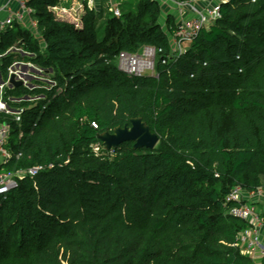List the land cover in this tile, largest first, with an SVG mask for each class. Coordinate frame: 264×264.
Segmentation results:
<instances>
[{"label":"trees","instance_id":"obj_1","mask_svg":"<svg viewBox=\"0 0 264 264\" xmlns=\"http://www.w3.org/2000/svg\"><path fill=\"white\" fill-rule=\"evenodd\" d=\"M80 1L79 25L52 10L69 0H26L39 32L0 30V54L26 52L0 56L4 79L15 59L41 70L3 92L20 112L0 111V171L16 178L0 197V264H256L225 196L264 185V0L220 2L177 55L158 0L116 1L118 14ZM144 45L154 74L121 71L117 54ZM138 116L154 147L105 149L98 134Z\"/></svg>","mask_w":264,"mask_h":264},{"label":"built area","instance_id":"obj_2","mask_svg":"<svg viewBox=\"0 0 264 264\" xmlns=\"http://www.w3.org/2000/svg\"><path fill=\"white\" fill-rule=\"evenodd\" d=\"M162 4H171L176 11L181 10L180 16L175 19L174 30L170 37L171 51L177 55L184 50L185 44L190 41L202 27H207L213 23L220 15L219 5L224 0H161ZM88 2V0H87ZM88 4V3H87ZM70 5V4H69ZM52 7L53 12L60 7ZM89 5V4H88ZM175 7V8H174ZM113 9L118 14L116 7ZM82 10V8H81ZM56 16H58L56 14ZM14 22H19L29 28L34 34H37V20L31 17V9L27 6L26 0H0V30L11 27ZM10 50L26 53L22 48L12 45L3 54ZM156 48L150 45L142 46L138 51L128 52L120 51L117 54L118 68L129 75H146L154 74V59ZM27 62L15 59L6 68V78L2 77L0 71V111H5L13 115L15 120H19V110L10 109L2 99V94L6 87H13L8 83L11 74L15 78L23 81V85H30L28 80L29 69L26 67ZM164 62V60H163ZM32 65V64H31ZM37 74L40 68L32 65ZM20 100L19 98H13ZM95 126V124L93 123ZM8 137V124H0V161L9 157L10 151L5 146ZM18 153L17 155H19ZM36 165L18 171L15 174L21 176L23 173L34 175L40 168ZM16 185V178L10 172L0 171V197L5 198L10 188ZM227 212L234 217L244 220L247 225L240 229L236 234V242L239 251L249 256L256 264L264 261V185L252 189H245L243 186L236 184L230 188L225 196Z\"/></svg>","mask_w":264,"mask_h":264},{"label":"water","instance_id":"obj_3","mask_svg":"<svg viewBox=\"0 0 264 264\" xmlns=\"http://www.w3.org/2000/svg\"><path fill=\"white\" fill-rule=\"evenodd\" d=\"M8 83L13 87L23 85V81L16 79L14 74L10 75ZM98 137L105 149L116 147L123 141H133V148L145 147L152 149L158 140L156 133L152 132L139 116L129 118V124L117 125L112 130L107 129L99 133Z\"/></svg>","mask_w":264,"mask_h":264},{"label":"rangeland","instance_id":"obj_4","mask_svg":"<svg viewBox=\"0 0 264 264\" xmlns=\"http://www.w3.org/2000/svg\"><path fill=\"white\" fill-rule=\"evenodd\" d=\"M69 1H70L69 4L71 5V8L70 7H67V8H64V7L61 8L60 7L59 9L56 10V14L60 18H64L66 20L72 21V22L76 23L77 25H79V14L81 13L82 3L80 0H69ZM116 1L120 2V0H88L87 3L90 6L94 7L98 11L100 7H103L106 10H107V8L108 9L113 8L115 6ZM158 1L162 7L159 22H160L162 28L167 31L166 23H165L166 17L168 15L172 14L171 16L175 20L176 19L175 13H177V18H178L180 16V13H182V12H181V10L176 11L177 8H175V7H174L175 9H171L172 5L169 3L162 4L163 2L161 0H158ZM174 11H176V12H174ZM36 31L39 32L38 29H36ZM37 38H38V41H39L41 48H43L44 43H43L42 38L40 36H37ZM155 61H156V56L154 59V63H155ZM26 64H27L26 67L29 69L28 73L30 75L28 76V80L30 81V83L32 82V79H39L38 75L41 74V72L39 74H37L35 72V69H33V67H32V65H34L32 62L29 61ZM2 96H3V94H2ZM2 99H3V97H2Z\"/></svg>","mask_w":264,"mask_h":264},{"label":"crops","instance_id":"obj_5","mask_svg":"<svg viewBox=\"0 0 264 264\" xmlns=\"http://www.w3.org/2000/svg\"><path fill=\"white\" fill-rule=\"evenodd\" d=\"M171 9H173V7H171ZM174 12H176V11H174ZM175 16H176V13H175Z\"/></svg>","mask_w":264,"mask_h":264}]
</instances>
